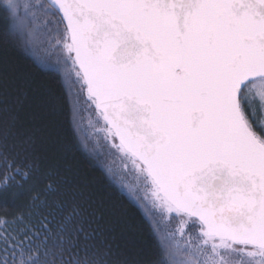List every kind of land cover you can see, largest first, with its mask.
I'll list each match as a JSON object with an SVG mask.
<instances>
[{"label": "snow or ice", "instance_id": "6c2138e0", "mask_svg": "<svg viewBox=\"0 0 264 264\" xmlns=\"http://www.w3.org/2000/svg\"><path fill=\"white\" fill-rule=\"evenodd\" d=\"M2 6L10 37L47 43L75 89L74 118L93 105L102 118L126 187L163 231L158 264H264V0ZM174 216L195 236L159 227ZM18 220L0 217V264H102L65 259L71 240Z\"/></svg>", "mask_w": 264, "mask_h": 264}, {"label": "trees", "instance_id": "16d2710c", "mask_svg": "<svg viewBox=\"0 0 264 264\" xmlns=\"http://www.w3.org/2000/svg\"><path fill=\"white\" fill-rule=\"evenodd\" d=\"M3 4L0 186L7 187L0 191V217L18 226L22 216L42 235L47 222L52 237L73 242L65 259L158 264L162 233L84 145L61 71L43 52L9 36Z\"/></svg>", "mask_w": 264, "mask_h": 264}, {"label": "rangeland", "instance_id": "374dc122", "mask_svg": "<svg viewBox=\"0 0 264 264\" xmlns=\"http://www.w3.org/2000/svg\"><path fill=\"white\" fill-rule=\"evenodd\" d=\"M3 3H6L7 0H0ZM21 3H28L29 0H20ZM36 3H39L40 0H35ZM40 52L47 57L60 71L63 76V69L56 64L55 56H49L46 49L48 48L47 43L41 44L36 47ZM43 49V50H41ZM34 52L33 50H31ZM37 57V56H36ZM69 89L70 92V100H71V109L73 111L72 106V93L75 89ZM85 97L87 96L86 92L84 93ZM91 104V102H89ZM73 121L75 126L78 127L79 131L83 136L84 145L90 148V151L98 155L102 161L103 167L108 173V175L112 178V180L129 196L131 197L147 214L150 218V214L146 207H142L141 203L138 202L137 195L135 191H130L126 187L127 183L131 182V176L127 175L128 168L124 167V160L119 152L116 151L115 148H112L110 145H106L104 140L102 139L103 132L99 131L98 129L102 128L103 120L99 117L98 112L94 111V105L92 107L85 106V110L80 113L78 116L74 118L73 114ZM130 167V166H129ZM182 219L180 217H173V218H164L161 222L159 227L161 229H167L170 232L175 233L177 241L184 243L188 240L189 233L192 232L193 236H195V232L192 229L191 224L187 225L184 228V235H180ZM163 236V231L161 232ZM191 244L196 243L195 239L190 241Z\"/></svg>", "mask_w": 264, "mask_h": 264}]
</instances>
